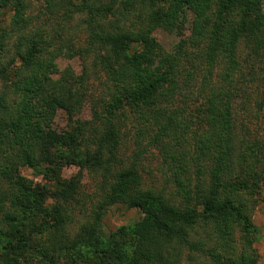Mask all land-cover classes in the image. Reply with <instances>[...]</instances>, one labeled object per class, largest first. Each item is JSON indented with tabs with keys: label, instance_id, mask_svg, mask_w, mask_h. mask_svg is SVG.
I'll return each instance as SVG.
<instances>
[{
	"label": "trees",
	"instance_id": "1",
	"mask_svg": "<svg viewBox=\"0 0 264 264\" xmlns=\"http://www.w3.org/2000/svg\"><path fill=\"white\" fill-rule=\"evenodd\" d=\"M27 1L0 0V23L8 15L0 26V49L13 37L12 56L0 65V264H29L28 257L58 264L66 254L68 264H180L182 250L189 264H256L251 212L264 205V139L236 134L231 106L236 92L244 91L233 78L238 45L252 56L264 52V0H43L46 10L57 7L61 20L81 15L84 52L104 80L93 100L101 117L78 122L61 142L44 130L58 110L80 111L88 84L82 76H61L41 94L56 38L42 26L29 28ZM142 15L148 23L160 17L180 27L190 15V42H204L205 74L220 69L216 84L199 89V111L168 108L182 86V104L189 101V54L183 41L166 53L142 26H125ZM126 111L136 114L153 134L149 142L165 153L167 188L142 187L139 151L131 159L119 156V130L135 121ZM73 143L77 148L64 154ZM66 166L103 179L99 213L71 237L60 206L50 213L43 206L47 198L66 202L75 193L72 182L52 189ZM21 167L37 171L43 185L32 189ZM113 205L137 209L141 217L102 237L100 214Z\"/></svg>",
	"mask_w": 264,
	"mask_h": 264
},
{
	"label": "rangeland",
	"instance_id": "2",
	"mask_svg": "<svg viewBox=\"0 0 264 264\" xmlns=\"http://www.w3.org/2000/svg\"><path fill=\"white\" fill-rule=\"evenodd\" d=\"M109 0H101L106 3ZM146 2V1H145ZM28 8L25 14L31 18L29 28L33 29L37 26H42L47 32V35H52L56 38L53 47V67L51 73L43 84L41 94L44 95L52 89L54 81L61 76L71 75L82 76L88 84L89 97L83 103L80 111L74 113H65L58 110L51 124L44 130L47 135L53 140L60 141L64 133L74 129V126L80 121H97L102 115L100 109L93 102L98 92H101V86L104 82L100 73H94L91 67V56L84 52L86 47V31L84 25L80 21L81 15H74L68 20L59 18V10L57 7L48 11L45 8L43 0H28ZM148 10L147 5H144ZM56 10V11H55ZM260 12L264 13V2L260 5ZM0 26H6L8 15H4ZM143 15L139 19L130 17L125 26L132 24V28L142 26V29L149 34L166 53H173L176 50L178 42L183 41V52L189 54V76L185 80L189 85V101H184L181 94L187 91L183 86L179 89L178 94L172 97V105L168 108H177L189 105V112L200 110L202 97L206 85L216 84L220 74L219 65L213 67L210 75L204 72V60L202 54L204 51V42L197 47L190 41V15H188L182 27L177 24L163 21V18L157 17L152 19L151 23L146 21ZM57 24L55 25L54 23ZM58 35L57 37L55 35ZM13 37L6 38L5 43L0 49V65L6 66L11 58V44ZM189 42V44L187 43ZM236 61L238 63V71L234 74V82L237 88L243 89V92H236V97L232 100V113L235 123L236 134H245L246 136L255 139H264V73L262 65L264 64V52L257 56L249 55L247 49L239 44L236 51ZM15 62V61H14ZM181 62H183L181 60ZM184 64V63H183ZM11 67V63L8 65ZM102 80V81H101ZM3 89V83L0 81V91ZM202 92V93H200ZM171 105V106H170ZM127 116L135 119L136 114L124 112ZM40 129L43 128L40 121L35 122ZM146 129V130H144ZM139 131H141L140 134ZM46 136V137H47ZM153 136L150 130L142 125V121L135 119L132 125H126L119 130V148L118 153L122 159H131L133 153H137L136 167L140 175L142 187L162 189L167 188V179L169 176L168 166L166 165V155L157 147V144L150 143V138ZM195 137L190 135L189 144L192 143ZM61 142V141H60ZM42 145L46 143L41 141ZM173 145L169 143L168 147ZM63 150L64 154L72 152L77 148V144L73 143L69 148ZM67 152V153H66ZM70 152V153H71ZM19 174L28 180L32 189H38L43 185V180L37 171L21 167ZM72 182L75 186V193L72 198L66 202L57 201L53 198H47L43 204L45 210L50 213L54 212L56 205L60 206V211L63 212L67 222L68 237H71L77 228L93 220L97 209L103 179L97 172H91L85 169H79L75 166H66L62 169L57 182H52L53 188H59ZM260 198H264V189L261 191ZM47 215V214H46ZM141 215L137 209H128L121 205H113L107 207L100 214L98 232L102 237L113 232L121 226L132 225L140 219ZM251 223L256 228L253 234L252 248L255 252L256 264H264V205L257 204L251 212ZM65 254V253H63ZM187 251L180 252V264H189ZM29 264H36L34 257H28ZM197 262L196 264H198ZM39 264V263H38ZM58 264H68L67 254L58 259Z\"/></svg>",
	"mask_w": 264,
	"mask_h": 264
}]
</instances>
